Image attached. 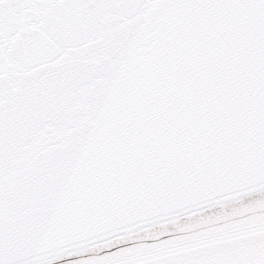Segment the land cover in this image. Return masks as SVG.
Listing matches in <instances>:
<instances>
[{
    "label": "snow or ice",
    "instance_id": "6c2138e0",
    "mask_svg": "<svg viewBox=\"0 0 264 264\" xmlns=\"http://www.w3.org/2000/svg\"><path fill=\"white\" fill-rule=\"evenodd\" d=\"M0 264H264V0H0Z\"/></svg>",
    "mask_w": 264,
    "mask_h": 264
}]
</instances>
